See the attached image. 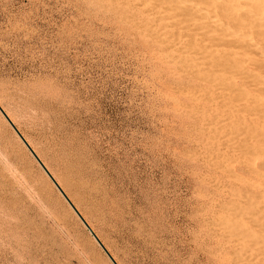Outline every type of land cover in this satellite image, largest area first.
I'll list each match as a JSON object with an SVG mask.
<instances>
[{"label": "rangeland", "instance_id": "rangeland-1", "mask_svg": "<svg viewBox=\"0 0 264 264\" xmlns=\"http://www.w3.org/2000/svg\"><path fill=\"white\" fill-rule=\"evenodd\" d=\"M165 1L0 0V107L116 264H264V52ZM0 264H111L1 114Z\"/></svg>", "mask_w": 264, "mask_h": 264}, {"label": "bare ground", "instance_id": "bare-ground-1", "mask_svg": "<svg viewBox=\"0 0 264 264\" xmlns=\"http://www.w3.org/2000/svg\"><path fill=\"white\" fill-rule=\"evenodd\" d=\"M167 1V0H166ZM165 1V2H166ZM142 2V1H141ZM167 2H169V1H167ZM172 2H174L173 0H172ZM176 2V1H175ZM174 2V3H175ZM160 3H161V0H160ZM169 3H171V1L169 2ZM126 4H128V3H126ZM154 4V3H153ZM152 4V5H153ZM173 4V3H172ZM175 4H178V7L180 8V9H182V10H184V11H186V12H184V13H186L190 18H192V19H196L197 21H199L200 22V26L199 27H197V29H199V28H204V29H209V30H211V31H213V32H217V33H219V35H222L223 37L224 36H229L231 39H232V41H231V45H234V46H231V45H229L228 47H235L236 49H238L239 48V46L241 47V49L243 50V49H245V47H249V49H253L254 50V52H253V50L251 51V50H248L249 52L251 51L253 54H257L258 56L260 55H262V52H264V48H259V47H257V45H264V0H177V2L175 3ZM131 5V4H130ZM155 5V4H154ZM157 5V4H156ZM158 5H159V3H158ZM136 6H138V3L136 4ZM140 6V5H139ZM176 6V5H175ZM132 7V6H131ZM161 7V6H160ZM164 8V7H163ZM153 9V8H152ZM165 9H167V8H165ZM169 9V8H168ZM148 11H150V10H148ZM144 12H146L145 10H144ZM154 13V12H153ZM157 13V12H156ZM155 13V14H156ZM181 13V12H180ZM183 13V16L185 15ZM175 15V14H174ZM177 15H178V12L176 13V16L175 17H177ZM179 15H182V14H179ZM163 17V16H162ZM186 17V16H185ZM173 18V17H172ZM220 18H222L223 20H221ZM151 19V18H150ZM149 19V20H150ZM184 19H186V18H184ZM188 19V18H187ZM186 19V21L188 22V20ZM156 20V19H155ZM157 20H159V19H157ZM180 20V19H179ZM181 20H182V18H181ZM182 21H184V20H182ZM182 21H178V22H182ZM190 21V20H189ZM156 22V21H155ZM154 22V23H155ZM148 23V22H147ZM145 24V23H144ZM169 24V23H168ZM159 25V24H158ZM165 25V24H164ZM163 25V26H164ZM171 25H174V24H171ZM175 25H177V24H175ZM149 26V25H148ZM186 26V25H185ZM169 27V26H168ZM196 27V26H195ZM151 28V27H150ZM181 28V27H180ZM185 28V27H184ZM183 29V28H182ZM174 30H176V29H174ZM193 30H195V29H193ZM242 30H247V31H251L252 30V32L251 33H249V34H240V33H238L237 31H239V32H241ZM190 31V30H189ZM192 31V30H191ZM206 31V30H205ZM246 31V32H247ZM156 32H158L157 30H156ZM204 32V31H203ZM207 32V31H206ZM209 32V31H208ZM163 33H165V32H163ZM182 33H184V32H182ZM156 34V33H155ZM173 34V33H172ZM195 33H193V35H194ZM198 34H200V33H198ZM185 34H183V36H184ZM192 34H190V36H191ZM196 35V34H195ZM202 35V34H201ZM253 35H255L256 36V38H258V40L257 41H254L253 39H252V36ZM160 36V35H159ZM158 36V37H159ZM168 36H170L171 37V35H168ZM173 36V35H172ZM182 36V37H183ZM187 36V35H186ZM189 36V35H188ZM254 36V37H255ZM157 37V38H158ZM175 37V36H174ZM182 37H180V38H182ZM169 38V37H168ZM167 38V39H168ZM176 38V37H175ZM175 38H174V40H175ZM210 39H211V36H210ZM209 39V40H210ZM162 40V39H161ZM173 40V41H174ZM190 40V39H189ZM204 40V39H203ZM213 40H216V39H213ZM167 41V40H166ZM185 41V40H184ZM205 41V40H204ZM211 41V40H210ZM163 42V41H162ZM183 42V41H182ZM200 42V41H199ZM230 42V41H229ZM189 43V42H188ZM226 43V42H225ZM224 42H223V44H225ZM190 44V43H189ZM208 44H210V42L208 43ZM221 44V43H220ZM182 45V44H181ZM186 45V44H185ZM212 45V44H211ZM210 45V46H211ZM218 46V43L217 44H214V46L213 47H215V46ZM222 45V44H221ZM220 45V46H221ZM188 46V45H187ZM216 46V47H217ZM226 46V45H225ZM238 48H237V47ZM256 46V47H255ZM208 47V46H207ZM206 47V48H207ZM212 47V46H211ZM227 47V46H226ZM244 47V48H243ZM162 48V47H161ZM160 48V49H161ZM170 48H171V46H170ZM204 48H205V46H204ZM204 48H203V50H201L202 52L204 51ZM232 48V49H233ZM178 50V49H177ZM180 50V49H179ZM261 50V51H260ZM194 51V50H193ZM196 51V50H195ZM247 51V52H248ZM261 53H260V52ZM251 52H250V54H251ZM194 53V52H193ZM245 53V52H244ZM189 54H191V53H189ZM207 54V53H206ZM210 54V53H209ZM249 54V53H248ZM226 56L228 55V54H225ZM229 55H230V53H229ZM206 57L208 56V55H205ZM168 57V56H167ZM173 57H174V55H173ZM200 58H202V57H200ZM216 58V57H215ZM214 58V59H215ZM198 59H199V57H198ZM203 59V58H202ZM257 59H253V60H250V61H248V64L250 65V66H252V67H254L255 69H259L260 68V71H261V69H263V72H264V64H261L260 62H258V61H256ZM172 61V60H171ZM177 62V61H176ZM228 62H230V61H228ZM206 63V62H205ZM227 63V62H226ZM179 64V63H178ZM207 64V63H206ZM213 64H214V61H213ZM189 65V64H188ZM197 65H199L198 63H197ZM204 65V64H203ZM215 66H216V64H214ZM227 64H225V66H226ZM230 65V64H229ZM191 66V65H190ZM189 66V67H190ZM195 66V65H194ZM193 66V67H194ZM207 66H208V64H207ZM215 66H213L214 67V69H215ZM234 66V65H233ZM192 67V66H191ZM210 68H212V67H210ZM213 69V70H214ZM220 69V68H219ZM254 69V70H255ZM257 69V70H258ZM204 70V69H203ZM235 70V69H234ZM239 70V69H238ZM195 71V70H194ZM193 71V72H194ZM212 71V70H211ZM218 71H220V70H218ZM222 71V70H221ZM245 71H246V69H245ZM215 72H217V71H215ZM236 72V71H235ZM248 72V71H247ZM228 73H230V72H228ZM227 73V74H228ZM250 73V72H249ZM245 74V73H244ZM252 74V73H251ZM251 74H250V76H251ZM254 74V73H253ZM260 74H262V73H260ZM204 75V74H203ZM209 75H211V73L209 74ZM236 75V74H235ZM234 75V76H235ZM240 75H242V74H239V76ZM257 75V74H256ZM256 75H255V77H256ZM205 76V75H204ZM203 76V77H204ZM233 76V75H232ZM238 76V77H239ZM202 77V78H203ZM237 77V78H238ZM261 77V76H260ZM262 77H263V75H262ZM215 78H216V76H215ZM227 77H225V79H226ZM241 78H243L242 76H241ZM245 78H247V77H244V79ZM251 78H253L252 76H251ZM264 78V77H263ZM200 78H198V80H199ZM234 79V78H233ZM252 80V79H251ZM256 80H257V78H256ZM255 80V81H256ZM260 80V79H259ZM262 80V79H261ZM261 80H260V84H261ZM220 82V81H219ZM252 82V81H251ZM257 82H259V81H257ZM262 82H263V80H262ZM222 83V82H221ZM246 83V82H245ZM248 83V82H247ZM250 83V82H249ZM237 84H240V83H237ZM190 85V84H189ZM250 85V84H249ZM193 86V85H192ZM198 86V85H197ZM217 86H218V84H217ZM231 86V88H232V85H230ZM234 86V85H233ZM258 86V85H257ZM196 87V86H195ZM226 87V86H225ZM239 88V87H238ZM219 89H221V88H219ZM224 89H226V88H224ZM217 90V89H216ZM223 90V89H222ZM235 91H237V90H235ZM235 91H233V92H235ZM263 92H264V90H262ZM224 92V91H223ZM231 92V91H230ZM213 94V93H212ZM249 94V93H248ZM262 94V93H261ZM215 95V94H214ZM263 95V94H262ZM261 95V96H262ZM216 96V95H215ZM258 96V95H257ZM256 96V97H257ZM26 97V96H25ZM30 99V98H29ZM34 99V98H33ZM16 100H19V99H16ZM22 100V99H21ZM3 106V105H2ZM256 106V105H255ZM30 107H31V105H30ZM34 107V106H33ZM2 108V107H1ZM29 109V108H28ZM35 109V108H34ZM31 111V110H30ZM46 115V114H45ZM257 117H260V116H257ZM8 118V117H7ZM47 118V117H46ZM45 120V119H44ZM10 121V120H9ZM43 123H44V121H43ZM47 129V128H46ZM19 134H21V133H19ZM21 135H23V134H21ZM40 137V136H39ZM23 138V137H22ZM26 142V141H25ZM58 145V144H57ZM29 146V145H28ZM59 147H60V145H59ZM62 148V147H61ZM60 148V149H61ZM64 148V147H63ZM62 148V150H65V149H63ZM68 149V148H67ZM71 150V149H70ZM34 152H35V150H34ZM33 152V153H34ZM67 152V151H66ZM36 153V152H35ZM63 153H65V152H63ZM73 153V152H72ZM261 153V152H260ZM62 154V153H61ZM69 155L71 154V153H68ZM64 155H66V153L64 154ZM72 156H73V154H71ZM260 157V156H259ZM68 158V157H67ZM69 158H70V156H69ZM73 158V157H72ZM72 158H71V160H72ZM82 159V158H81ZM81 159H79V160H81ZM256 159V158H255ZM63 160H65V159H63ZM70 160V161H71ZM79 160L78 159H75V162H74V165L77 167V166H79ZM61 161V160H60ZM74 161V160H73ZM72 161V162H73ZM61 163L63 164V161H61ZM67 163H70V162H67ZM46 164V163H45ZM58 165V164H57ZM69 165V164H68ZM71 165V164H70ZM62 166V165H61ZM66 166V165H65ZM72 166H73V164H72ZM80 166H83V165H80ZM45 168V167H44ZM71 168V167H70ZM79 168V167H78ZM83 169H81V168H79L78 170H79V173H77L78 175L80 174V177H82L84 174H86V171H85V169H84V166L82 167ZM63 169V168H62ZM12 170V169H11ZM66 170V169H65ZM74 170V169H73ZM76 170V169H75ZM14 171V170H13ZM64 171V170H63ZM68 171V170H67ZM66 171V172H67ZM72 171V170H71ZM70 171V172H71ZM48 172V171H47ZM66 172H63V173H66ZM69 171L67 172L68 174L70 173ZM75 172V171H74ZM49 173V172H48ZM66 173V174H67ZM75 173V175H77ZM42 174V173H41ZM51 174V173H50ZM67 174V175H68ZM71 174H72V172H71ZM18 176V175H17ZM69 176V175H68ZM90 176V175H89ZM88 176V177H89ZM44 177V176H43ZM52 177V176H51ZM62 177H64V175L62 176ZM86 177V176H85ZM53 178V180L55 181V183L58 185V187L61 189V185H59V183H58V181L57 180H55L54 179V177H52ZM66 178H67V176H66ZM73 178V177H72ZM71 178V179H72ZM74 178H79L78 176L76 177H74ZM83 178V177H82ZM81 178V179H82ZM63 179V178H62ZM88 179V178H87ZM66 180H68V179H66ZM65 180V181H66ZM74 180V179H73ZM83 180V179H82ZM70 181V180H69ZM85 181H86V178H85ZM66 182H68V181H66ZM74 182V181H73ZM84 182V181H83ZM90 183H91V181H90ZM70 184V183H69ZM79 184V183H78ZM64 184H62V186H63ZM71 185V184H70ZM73 185H75V183L73 184ZM73 185H71V186H73ZM88 185V184H87ZM93 185V184H92ZM97 185V184H96ZM69 186V185H68ZM80 186H82L81 184H80ZM79 186V187H80ZM86 186V184L84 185V187ZM74 187V186H73ZM72 187V188H73ZM66 188H67V186H66ZM71 188V187H70ZM82 188H83V186H82ZM89 188V187H88ZM91 188V187H90ZM64 189H65V187H64ZM69 188H67L66 190H68ZM86 189V188H85ZM74 190V189H73ZM78 190V189H77ZM77 190H75V191H77ZM83 190V189H82ZM92 191H94L93 190V187H92V189H91ZM96 190V189H95ZM62 191V190H61ZM71 191V190H70ZM84 191H86V190H84ZM83 191V192H84ZM92 191H87V193L88 192H92ZM63 192V191H62ZM65 192V191H64ZM68 192V191H67ZM73 192V191H72ZM81 192V191H80ZM75 193V192H74ZM86 193V194H87ZM68 194V193H67ZM78 194H79V192H78ZM85 194V193H84ZM85 194V195H86ZM65 195V194H64ZM71 195V194H70ZM76 195H77V193H76ZM93 195V194H92ZM94 196V195H93ZM69 197V196H68ZM92 197V196H91ZM96 197V196H95ZM68 199V198H67ZM71 200V199H70ZM75 201V200H74ZM98 201V200H97ZM76 202V201H75ZM74 202V203H75ZM71 203V202H70ZM77 204V203H76ZM74 206H76V205H74ZM96 208V207H95ZM77 211V210H76ZM97 211V210H96ZM82 213V212H81ZM80 215V214H79ZM83 215V214H82ZM223 222V221H222ZM222 222H220V224H223ZM224 226H225V223H224V225L222 226V229L224 228ZM89 227V226H88ZM230 227V226H229ZM228 228V227H227ZM224 230V229H223ZM226 230V229H225ZM92 231V230H91ZM223 232V231H222ZM240 232V231H239ZM223 234H225L224 232H223ZM231 234V233H230ZM239 234V233H238ZM95 235V234H94ZM225 236V235H224ZM237 236V235H236ZM99 237V236H98ZM98 239V238H97ZM101 240V239H100ZM101 242H102V240H101ZM228 243V242H227ZM220 247V246H219ZM106 248V247H105ZM218 248V247H217ZM108 249V248H107ZM231 254V253H230ZM113 259V258H112ZM246 260V259H245ZM243 261V260H242ZM240 262V261H239ZM248 262V261H247Z\"/></svg>", "mask_w": 264, "mask_h": 264}, {"label": "water", "instance_id": "water-1", "mask_svg": "<svg viewBox=\"0 0 264 264\" xmlns=\"http://www.w3.org/2000/svg\"><path fill=\"white\" fill-rule=\"evenodd\" d=\"M0 114L5 119L9 127L13 130V132L16 134V136L19 138L23 146L26 148V150L29 152V154L32 156V158L35 160V162L38 164L40 169L44 172V174L47 176V178L51 181L53 186L56 188V190L59 192V194L62 196V198L65 200V202L68 204V206L71 208L75 216L78 218V220L81 222L83 227L87 230L91 238L94 240V242L97 244V246L101 249V251L104 253V255L107 257V259L110 261L111 264H116L115 261L112 259V257L109 255V253L105 250L101 242L97 239V237L94 235V233L91 231V229L88 227L86 222L82 219V217L79 215V213L76 211V209L73 207V205L70 203V201L67 199V197L64 195V193L61 191V189L58 187V185L55 183L51 175L47 172V170L44 168L43 164L40 162V160L37 158V156L33 153L31 148L28 146V144L25 142V140L22 138V136L19 134L17 129L13 126V124L9 121L5 113L2 111L0 107Z\"/></svg>", "mask_w": 264, "mask_h": 264}, {"label": "snow or ice", "instance_id": "snow-or-ice-1", "mask_svg": "<svg viewBox=\"0 0 264 264\" xmlns=\"http://www.w3.org/2000/svg\"><path fill=\"white\" fill-rule=\"evenodd\" d=\"M58 3L64 7L69 5L68 0H59ZM195 255L196 253L194 252L188 253L186 256L181 254V258L172 260L168 262V264H199V262L195 259Z\"/></svg>", "mask_w": 264, "mask_h": 264}]
</instances>
